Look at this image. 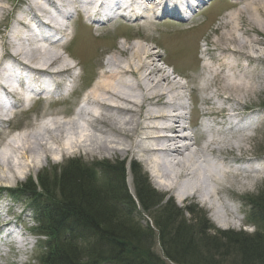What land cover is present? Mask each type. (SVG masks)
<instances>
[{"label": "bare ground", "instance_id": "bare-ground-1", "mask_svg": "<svg viewBox=\"0 0 264 264\" xmlns=\"http://www.w3.org/2000/svg\"><path fill=\"white\" fill-rule=\"evenodd\" d=\"M86 1L87 10L95 9L96 13L101 11L99 0ZM129 1L131 4L134 0ZM155 1H157L156 10L151 7ZM168 1L149 0V10L152 13L150 15L161 10L164 13L165 9L162 7ZM80 2V0L20 2L23 6L20 10H24L23 15L8 28L4 39L6 51L0 48V70L4 61L12 62L15 64V71L22 70L31 76L28 85L46 82L47 86V83L51 82L52 85L47 86L51 91L44 92L46 98H53L61 93L64 83L71 78L72 67L58 54V50L64 45L63 42L59 43L58 40L53 41V39L55 35L59 37L68 32L67 22H70L73 12L79 13V5L83 4ZM173 2L174 0H171L170 4L172 5ZM177 2L183 4L180 0ZM112 3L118 12L128 11L124 9L120 0H113ZM232 5L238 9L230 16L227 15L226 22L219 27L222 31H226L214 41V48L210 47L209 42L206 44L200 58L204 70L203 85L200 89L203 102H200L206 108L197 114L198 117L210 120H223L224 123L215 121L213 123L226 132L245 133L239 138V141L245 142L250 138L246 132L256 131L258 124L254 121L264 112V109L260 111L259 108L246 107L244 102V94L257 95L261 92L264 74L252 69L250 64L256 66L263 64L264 54L250 51L247 44L237 35L249 37L250 31H255V28L264 31V0H235ZM4 10L3 0H0V17ZM171 12L173 13L171 15L177 13L174 9H171ZM140 15L144 22H151L148 11L140 9L138 16ZM58 19L63 23L67 22L61 25ZM182 22L186 23L184 20ZM32 23L38 28L44 27L52 31L53 36L51 34L43 38L46 35H42L43 32L40 30L38 35L33 33L29 29ZM219 28L214 32L221 31ZM40 36L42 40L39 39ZM160 62L154 50L144 49L139 45L136 48H119L118 52L115 51L100 64L101 70L97 79L85 94L83 106L74 113L73 117L65 118L66 120L62 122L55 114L56 117L37 127L33 141H30L32 136L25 132L11 137L5 144V151L0 152V159L13 158L14 165L10 171L15 174V171H20L22 168L20 162H23L26 168L30 167L28 156L31 152H35L32 145L37 147L39 152L37 155L41 152L45 159L54 155L68 157L77 153L98 154L115 159L119 156H133L139 162L146 163L147 167L153 168L154 184L159 191H167L175 195L176 200L181 203L188 199L200 198L201 202L208 205L211 210L214 206L213 200L217 197L224 204L226 201L223 202V198L234 199L238 190L254 187L258 182H262L264 158L249 157L246 154L236 155L237 152L242 151L239 142L232 145L206 136L212 130L208 125L198 127L200 132L198 139H201L199 145L188 137L186 133L192 128L184 125L186 117L184 113L182 114L185 105L181 91L185 88L175 83L174 71L168 72L165 67L159 65ZM3 81L0 79V95L13 106L17 103L13 100L14 97L19 101L26 92L25 83L17 82V90L14 91L11 80H6L4 83ZM212 83L216 86L220 85L222 91L219 94L209 92L208 86ZM75 88L76 84H73L71 91L65 90L66 94L71 95ZM31 91L36 92V96L40 93L36 88ZM26 104H30L29 99ZM228 112L232 113L231 121L225 120ZM249 115L252 121H244L243 119ZM0 121L3 122L5 119L0 118ZM241 124L242 130H240ZM193 146L198 147L202 153H209L213 160H204L199 165L196 151H190ZM250 162H253L251 167L231 166L232 163L247 165ZM162 180L167 183H162ZM211 183L218 188L209 190ZM232 183H237L238 186L235 187ZM223 208L227 210L226 207ZM219 213L218 211L214 213L216 219H221ZM219 227L224 228L223 225ZM14 232L13 228L7 229L5 237L10 236L8 241H13L17 248H21L22 240L15 237Z\"/></svg>", "mask_w": 264, "mask_h": 264}, {"label": "rangeland", "instance_id": "rangeland-1", "mask_svg": "<svg viewBox=\"0 0 264 264\" xmlns=\"http://www.w3.org/2000/svg\"><path fill=\"white\" fill-rule=\"evenodd\" d=\"M148 1L149 0H142L141 5L142 9L148 11V16L152 17L150 20L151 22L149 23L138 21L129 26L120 25L119 23H111L102 29L98 28L95 30L86 25L80 15H77L76 17L75 15H72L69 22L71 27L69 35L70 41L60 47L61 49L58 50V54L64 61L69 62V65L77 67V79H75L76 81L74 82V84H76L75 91L67 98L56 103L38 102L32 104L31 107L27 108L28 111L21 108V106H19L18 109L15 107L13 111H9L11 109L9 101L5 98H0V118H8L11 120L8 123L0 121V152L5 149V144L6 142H9L11 137L18 135L21 132H25L27 135L32 136L30 141H33V137L37 134V127L56 117L55 114L58 115V118H60V121L62 122L67 118L73 117V110L78 104L80 96L85 90L90 89L93 82L97 79L98 72L101 69L100 64H102L108 56L114 54L115 51L118 52L119 48H136L138 45L144 49H150L157 52L158 57L161 60L159 65L165 67L168 72L174 71V76L176 77L175 83H178L185 88L181 91L184 97L183 103L189 107L185 110V124L190 121L192 128L186 134L193 139V142H196V145L200 144L201 139H198L200 132L198 131L199 125L197 123V112L206 108L205 105H202L203 94L200 90L203 85L202 78L204 72L202 60L200 58L202 57L203 50H205L208 42L210 47H215L214 41L219 39L222 32L226 31H222L219 27L222 23L226 22L227 17L234 13L238 7L232 5V0H210L198 9H185L183 14H190L189 17L192 16V19L191 22L184 23L176 18H169L167 16L161 17L160 11L156 13L158 14L157 16L156 14L150 15L152 13L149 10L150 4L148 5ZM20 2L23 3L24 0H3L5 10L0 17V48H3V51H6L4 39L8 28L11 25V19L14 18L18 11V15L22 14V12H20V8L22 9ZM156 2L157 1L153 2L151 5L152 8L156 9ZM58 21L61 24L62 20L58 19ZM30 26L36 28L35 30L37 32H39V30L40 32H44L42 35L46 36L43 38H46L48 37V34H51L49 30L44 27L38 28L35 23L30 24ZM216 28H219L221 31L214 32ZM237 36L238 38L241 37L240 40L247 44L250 51L264 54V31H262V29L255 28V31H250L249 37ZM40 38L43 39L41 36ZM243 63L245 64V62ZM250 67L264 74V63L257 66L255 64H250ZM252 69L250 70L253 71ZM208 88L210 89L209 92L213 94H219V92L222 91L220 85L218 84L216 86L215 83H212ZM232 93L237 94L236 92ZM244 99L246 107H252L255 109L259 108L260 111H263L264 80L261 83L260 93L257 95L244 94ZM13 100L16 99L14 98ZM219 101L220 100H218V102ZM189 109L191 111L190 119L187 118V111ZM183 111L184 110H182V114ZM5 113H8V115H5ZM262 116V119H259L256 131L250 133L246 132L250 138L245 142L239 141L241 135L245 133H241V131L230 133L222 130V127L219 129L215 126L213 121L216 123H224V121H220V119H217V121L214 119H207L208 127L210 126V129L212 130H210L206 136L221 143L234 145L239 142L242 146V151L237 152L236 155L246 154L249 157L263 159L264 112L262 113ZM243 120L249 122L252 120V117L249 115ZM242 127L241 124L240 130H242ZM193 142H191V144H193ZM33 146L35 152H31L28 156L30 167L26 168L24 166L25 164L20 162L22 168L20 171H15V174H12L10 171L11 167L14 165L12 162L13 158H10L9 160H4V158L0 159V188H15L16 186L24 185L28 181V178L31 177L33 179H30L32 180L30 181V184L37 189V182L40 176L45 182H51L50 186H52L55 183L52 182L54 175H60L61 170L64 168L63 166L67 165L69 167H77L79 170H89L94 176V188L101 189L105 183L111 186L115 185L114 180L112 179L113 176L109 175L107 170L112 169L113 167H121V165H123L127 187L130 193L134 194V176L131 172V167L133 166L131 164L133 163L135 164L134 166L140 168V171L146 175L151 189L155 192L153 200L155 207L144 212L138 204L132 215V207L129 205L123 204L120 206L114 203L112 206H118V208H122L123 211H127L125 213L127 215H124V217L128 216L131 219L134 218L133 220L139 222L142 228H145L146 225L152 227L156 237L158 236V232L154 228V221L161 217L164 219V208L167 204H170L168 209L172 210L175 214L178 212L180 213L181 211L183 215L181 220L184 221L186 231L188 232L186 236L190 237L195 242L197 241L199 243V241H201V244H197V247H204V250H199L198 254L201 257L207 256L211 258L212 264H239L238 256L236 255V259L233 258L235 252L232 251L231 247L240 246L241 243L239 241L242 239L246 241L253 240L252 233L255 231L257 232V230H260V234L262 235V237H260L261 242L264 241V216L256 218L253 221L250 219V214L255 212H251L252 208L250 203L254 202L257 204V201L255 200L256 198H259V201L264 198L263 178L262 182H258L254 187H246L240 191L238 190V192H236L237 196L234 195V199H231L230 197L228 200L223 198V202L226 201L224 204L217 197L213 200L214 206L211 210L208 208V205L201 202L202 199L200 198L188 199L181 203L176 200L175 195H172L167 191H159L154 184L155 173L153 168L147 167L146 163L143 164L139 162L136 158L134 159L133 156H119L115 159L98 154L84 155L82 153H77L68 157L54 155L52 158L48 157L45 159L41 152L37 155L39 153L37 147H35V145H32V147ZM192 150L196 151L197 163L199 165H201L204 160H213V157L209 153H202L198 147L193 146L190 148V151ZM229 156L231 157V155ZM252 163L253 162H250L247 165L243 163H232L231 166L233 168H239L240 166L251 167ZM262 166H264V164H262ZM14 177H16V179H14ZM162 183L166 184L167 182H163L162 180ZM232 184L235 187L238 186L237 183ZM38 188V190H40V187ZM213 188L218 187L214 183H211L209 190ZM179 190H181V188H179ZM103 192L102 194H105ZM105 196H107V194H105ZM0 197L6 199L9 196L5 193L1 194ZM219 197L222 199L221 196ZM248 197L249 200H246ZM18 204H21L22 206L16 207L17 214L19 212L22 213L23 211L27 212L30 214V220H26V216L23 218L21 214L20 216L22 218L20 217L21 219L19 218L20 220H17V224L15 223L16 221H13L8 229L13 228L15 230L14 236L20 238L23 245L21 248H17L16 244H12L13 241L10 240L9 242L8 239L10 236L7 239L5 238V231H3L4 226L2 227V224L4 225V223L0 222L1 264H11L12 262L18 264H24L27 262H29L27 264H37L34 262L39 253L37 250V241L41 240L42 237L37 235L36 222L32 214V210L34 209H32V207H26L27 204L24 201ZM259 204L260 203L258 202V206ZM223 207H226L227 210ZM189 210L193 211L190 213ZM216 211L220 212L221 219H216L214 216ZM199 213H205V215ZM202 216H205L207 218V221H205L208 222L206 227L203 228V232L207 229L208 236L211 238L215 237L222 245H232L226 248V252L230 253L227 258L222 257V254H220L221 249H219L220 251L217 250L219 247H217V249L216 247H213L215 251L212 252L205 248V244H208L205 242L210 240L199 235L202 233V223L200 220ZM16 218L18 219V217ZM219 225H223L224 228H220ZM209 228H212V230H208ZM216 229L219 230L221 234H228V236L218 234ZM228 232L232 233V235ZM152 250L161 261L166 262V264H172L164 258L161 245L157 239ZM197 264L205 263L199 260Z\"/></svg>", "mask_w": 264, "mask_h": 264}, {"label": "trees", "instance_id": "trees-1", "mask_svg": "<svg viewBox=\"0 0 264 264\" xmlns=\"http://www.w3.org/2000/svg\"><path fill=\"white\" fill-rule=\"evenodd\" d=\"M63 167L60 175H54L52 182L56 183L55 186H50L51 182H45L40 176L37 189L29 181L13 192L16 198H23L28 207L34 209L37 234L46 238L44 243L39 241V264H166L152 250L156 239L164 258L173 264H197L199 260L212 264L211 258L198 254L199 250H204V247H197L201 241L198 243L186 236L188 232L181 220L183 215L181 211L175 214L169 210L170 204L164 208V219L161 217L154 221L157 237L152 227L146 225L142 228L134 218L124 217L127 211L112 206L114 203L129 205L132 215L136 209L127 190L123 165L107 170L113 176L115 185L105 183L101 187L103 190L94 188V176L89 170L67 165ZM131 172L135 198L146 212L155 207V192L140 168L133 165ZM255 200L257 204L250 203L251 212L255 211L250 214L251 221L264 216V198ZM258 202L262 206H258ZM200 220L202 233L199 235L210 240L204 241L208 243L205 248L212 252L215 251L213 247H219L217 250L221 249L222 257L227 258L230 253L226 252V248L232 245H222L215 237L208 236L207 229L203 232L208 223L206 217L202 216ZM221 235L228 236L224 233ZM252 237L253 240L242 239L240 246L231 247L235 252L233 258L236 259L237 255L239 264H264V241L260 240V230Z\"/></svg>", "mask_w": 264, "mask_h": 264}]
</instances>
